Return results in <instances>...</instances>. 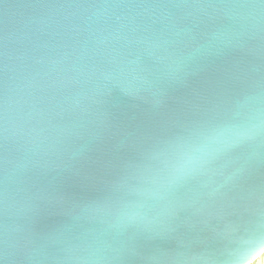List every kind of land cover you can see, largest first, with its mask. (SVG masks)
I'll return each instance as SVG.
<instances>
[{
    "label": "water",
    "instance_id": "95a60500",
    "mask_svg": "<svg viewBox=\"0 0 264 264\" xmlns=\"http://www.w3.org/2000/svg\"><path fill=\"white\" fill-rule=\"evenodd\" d=\"M243 2L0 0V264H241L238 251L251 264L264 252L262 131L221 161V173L181 193L189 248L161 237L133 242V230L104 232L99 223L70 226L55 245L43 238L104 190L157 121L178 123L217 100L215 129L264 110V8L201 6ZM217 31L231 35L229 47L170 83L188 34ZM136 186L128 201L155 215V189ZM69 246L78 260H65Z\"/></svg>",
    "mask_w": 264,
    "mask_h": 264
},
{
    "label": "snow or ice",
    "instance_id": "6c2138e0",
    "mask_svg": "<svg viewBox=\"0 0 264 264\" xmlns=\"http://www.w3.org/2000/svg\"><path fill=\"white\" fill-rule=\"evenodd\" d=\"M201 6L264 8V0H258V3L256 0H244L243 3H209ZM202 38L204 43L201 44L199 41ZM187 40L190 42L187 51L172 60V70L167 77L170 83L182 80V74L190 63L211 56L213 50L228 48L231 35L224 31L212 32L204 37L189 33ZM163 103L164 99L155 101L157 105ZM223 110V104L217 100L186 115L178 123H173L170 118L157 121L156 130L136 141L132 154L121 161L104 190L97 197L76 205L65 225L44 234L46 243L51 246L65 241L70 226L99 223L104 226V232L124 234L133 230V242L145 236L161 237L176 241L181 248H189L192 241L181 231V226L184 223L182 216L190 205L181 193L189 190L209 172L221 173V161L232 159L238 150L244 148L247 139L255 135L210 137L209 134L215 130L214 122ZM261 131L264 133V129ZM4 140H7L6 136ZM261 147L264 149V135ZM146 182L155 189V200L158 202L159 210L153 216L133 211V204L128 201V196L140 191L141 187L136 185ZM0 203L4 205L6 213V198ZM133 242L121 249L119 259L133 251ZM63 251L66 261L79 259L74 255V247H66Z\"/></svg>",
    "mask_w": 264,
    "mask_h": 264
},
{
    "label": "clouds",
    "instance_id": "9594fccd",
    "mask_svg": "<svg viewBox=\"0 0 264 264\" xmlns=\"http://www.w3.org/2000/svg\"><path fill=\"white\" fill-rule=\"evenodd\" d=\"M262 129H264V110L259 111L247 123H240V124L224 127L221 129H215L209 135L210 137H216V136L227 137V136H239V135L251 136L253 134H256L257 131H261ZM132 210L136 212H140L135 209V206H132ZM235 255L240 260L241 264H250V262H246L244 260L242 252L238 251Z\"/></svg>",
    "mask_w": 264,
    "mask_h": 264
},
{
    "label": "rangeland",
    "instance_id": "374dc122",
    "mask_svg": "<svg viewBox=\"0 0 264 264\" xmlns=\"http://www.w3.org/2000/svg\"><path fill=\"white\" fill-rule=\"evenodd\" d=\"M264 264V253L258 258L255 259V261H253L251 264Z\"/></svg>",
    "mask_w": 264,
    "mask_h": 264
},
{
    "label": "bare ground",
    "instance_id": "6f19581e",
    "mask_svg": "<svg viewBox=\"0 0 264 264\" xmlns=\"http://www.w3.org/2000/svg\"><path fill=\"white\" fill-rule=\"evenodd\" d=\"M264 253V252H263ZM263 253L259 254L258 257L256 259H258ZM255 261V260H254ZM260 264V263H259Z\"/></svg>",
    "mask_w": 264,
    "mask_h": 264
}]
</instances>
